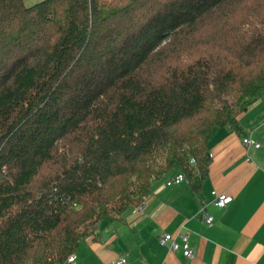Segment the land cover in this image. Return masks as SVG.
I'll return each mask as SVG.
<instances>
[{
    "label": "trees",
    "instance_id": "1",
    "mask_svg": "<svg viewBox=\"0 0 264 264\" xmlns=\"http://www.w3.org/2000/svg\"><path fill=\"white\" fill-rule=\"evenodd\" d=\"M263 99L264 0H0V264H64L176 172L200 191Z\"/></svg>",
    "mask_w": 264,
    "mask_h": 264
},
{
    "label": "crops",
    "instance_id": "2",
    "mask_svg": "<svg viewBox=\"0 0 264 264\" xmlns=\"http://www.w3.org/2000/svg\"><path fill=\"white\" fill-rule=\"evenodd\" d=\"M245 137L262 144L247 149ZM210 160L200 191L188 185L168 187L175 175L155 183L140 206L120 218H107L96 237L80 245L75 264H264V99L224 127L208 144ZM233 198L226 209L212 204V192ZM202 202L214 217L211 228L199 215ZM164 234H190L196 257L171 252L160 244ZM64 264H67L66 262Z\"/></svg>",
    "mask_w": 264,
    "mask_h": 264
},
{
    "label": "built area",
    "instance_id": "3",
    "mask_svg": "<svg viewBox=\"0 0 264 264\" xmlns=\"http://www.w3.org/2000/svg\"><path fill=\"white\" fill-rule=\"evenodd\" d=\"M243 145L247 148H254V149H259L261 148L262 144L251 137H245L243 140ZM192 164H195V161H191ZM181 184H187L189 185L190 182L188 179L178 173L174 178L170 179L167 182L168 187L172 186H178ZM213 196V202L212 204L216 206L219 209H226L232 202L233 198L226 195V194H221L218 193L217 191L212 192ZM208 204L205 202H202L200 205V210H199V215L201 216V219L203 223L206 225V227L211 228L214 224V217L208 212L207 210ZM180 241L178 240V237L172 235V234H164L160 238V244L163 247H167L171 252H176V251H182L184 256L188 260H193L196 257V251L194 248H192L189 238L190 234H184V235H179ZM76 261V256L71 255L67 260V264H75ZM115 264H127V259L126 258H121L118 260Z\"/></svg>",
    "mask_w": 264,
    "mask_h": 264
},
{
    "label": "rangeland",
    "instance_id": "4",
    "mask_svg": "<svg viewBox=\"0 0 264 264\" xmlns=\"http://www.w3.org/2000/svg\"><path fill=\"white\" fill-rule=\"evenodd\" d=\"M44 0H24V3L27 7L33 6L39 2H42ZM60 152L62 153V155H65L66 157H70L71 158V153L72 151L70 150V146L67 145H63L62 148L60 149ZM54 174V168H53V164L49 165L47 168L43 169L41 176L36 179V183L34 185V187L40 183V181H42L43 179H49L53 176Z\"/></svg>",
    "mask_w": 264,
    "mask_h": 264
}]
</instances>
